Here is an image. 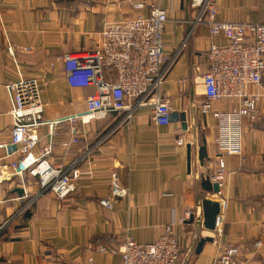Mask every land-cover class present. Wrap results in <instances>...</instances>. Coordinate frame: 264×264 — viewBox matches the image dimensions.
I'll list each match as a JSON object with an SVG mask.
<instances>
[{"label":"crops","instance_id":"0c3cea01","mask_svg":"<svg viewBox=\"0 0 264 264\" xmlns=\"http://www.w3.org/2000/svg\"><path fill=\"white\" fill-rule=\"evenodd\" d=\"M140 1L144 9L134 7ZM214 1L219 19L264 22V0ZM152 4L168 13L167 52L182 47L161 92L171 113L185 114L187 126L180 118L156 124L149 105L137 107L124 123V111L88 123L74 121L73 116L86 115L94 87L70 85L64 55L97 48L105 23L148 15ZM197 14L190 0H0V143L9 142L14 124L9 81L38 78L44 118L62 120L53 126L56 135L50 124L38 130L37 147L20 159V172L10 165L19 155L0 148V264H121L119 253L99 247H116L127 237L151 243L168 225L181 244L175 264H215L225 246H237L246 264H264V78L249 87L261 98L259 111L243 119V152L222 151L216 144L219 122L213 111L239 103L225 99L214 102L210 112L202 110L206 96L196 67L206 70L208 49L227 39L211 34L206 23L195 22ZM104 75L114 79L108 70ZM73 127L82 133L80 141L63 147ZM51 142L49 160L77 166L82 173L76 190L65 199L43 191L39 179L29 174L42 147ZM220 160L224 180L217 193L202 182L209 178L217 183ZM112 170L129 192L107 209L99 199L110 193ZM204 199L227 201L220 229L204 226ZM201 239L205 241L199 249ZM258 240L262 245L257 248Z\"/></svg>","mask_w":264,"mask_h":264},{"label":"built area","instance_id":"2783aa9c","mask_svg":"<svg viewBox=\"0 0 264 264\" xmlns=\"http://www.w3.org/2000/svg\"><path fill=\"white\" fill-rule=\"evenodd\" d=\"M190 4L198 10L195 22L206 23L211 34L223 35L227 39L224 45L212 44L207 51V69L201 71L196 67V70L200 71L206 96L202 104L204 112L212 111L216 101H238L235 107L215 110L213 114L219 122V135L216 137L219 149L229 154H241L243 119L259 111L261 95L251 92L249 87L260 85L264 78V22L219 19L214 0H190ZM133 5L136 9L145 8L143 1ZM167 18L166 9L152 4L148 15L139 14L123 21L105 23L101 31L102 42L97 48L64 55L70 85L94 87L93 94L86 100V115H75L72 117L74 121L79 119L82 123H88L91 119L104 118L110 112L124 111L121 119L124 123L130 120L137 107L149 105L156 124L170 123L172 109L161 90L182 47L173 54L167 52L164 44ZM26 50L30 52L32 48L27 47ZM107 70L114 74L113 80L105 77L104 72ZM6 88L14 102V124L9 142L0 143V148L16 147L11 153H17L19 157L10 165L17 171L20 159L30 155L37 147L40 139L38 130L44 124H50L52 136L56 135L53 126L62 120L50 122L44 118L42 89L38 78L9 81ZM72 131L73 136L62 143L63 147L68 148L80 141L82 133L75 127ZM183 143V139L179 138L177 144ZM40 152L29 174L39 179L43 191L49 190L59 199H65L76 190L82 176L81 169L52 163L48 158L52 152V142L44 145ZM215 179L220 192L224 180L222 160ZM110 182L109 195L99 199V204L107 209H112L115 200L126 197L129 192L116 170L110 172ZM227 205L226 200L220 202L215 229L223 225ZM254 245L260 247L261 240ZM99 251L119 253L121 264H175L181 256V244L173 226L168 225L151 243H139L127 237L118 246L99 247ZM215 264L246 262L240 257L237 246H225Z\"/></svg>","mask_w":264,"mask_h":264},{"label":"water","instance_id":"95a60500","mask_svg":"<svg viewBox=\"0 0 264 264\" xmlns=\"http://www.w3.org/2000/svg\"><path fill=\"white\" fill-rule=\"evenodd\" d=\"M180 118L183 121V127H186L187 124L185 121V114H178L177 112H173L170 114L169 119L170 121H174ZM16 147H9V149H15ZM206 151V145H202L199 148L200 153V159H203V156L205 155ZM202 186L205 189L214 190L215 192L219 191L218 183H211L210 179H204L202 182ZM220 211V203L218 201H213L210 199H204L203 200V213H204V226L209 230H215V222H216V216ZM210 238H208L209 240ZM211 240V239H210ZM205 239H201L198 245V248L200 249L202 245L204 244Z\"/></svg>","mask_w":264,"mask_h":264}]
</instances>
